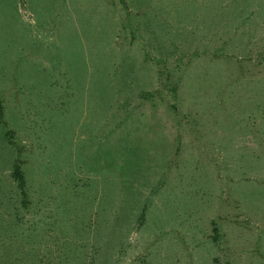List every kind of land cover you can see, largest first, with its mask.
Masks as SVG:
<instances>
[{
  "label": "rangeland",
  "instance_id": "374dc122",
  "mask_svg": "<svg viewBox=\"0 0 264 264\" xmlns=\"http://www.w3.org/2000/svg\"><path fill=\"white\" fill-rule=\"evenodd\" d=\"M0 104V264H264V0H0Z\"/></svg>",
  "mask_w": 264,
  "mask_h": 264
},
{
  "label": "trees",
  "instance_id": "16d2710c",
  "mask_svg": "<svg viewBox=\"0 0 264 264\" xmlns=\"http://www.w3.org/2000/svg\"><path fill=\"white\" fill-rule=\"evenodd\" d=\"M1 115H2V110H1V104H0V119H1ZM10 176L15 181L16 188H17L18 193L21 197V203L23 206H25L27 204L26 192H25V180H24V175H23V172L20 168L18 159H16L14 161V164H13L11 171H10ZM212 225H213L212 226V230H213L212 238L215 239L217 232H216V228L214 226V222H212ZM48 261L49 260L47 259V262H45L44 264H50L51 263Z\"/></svg>",
  "mask_w": 264,
  "mask_h": 264
}]
</instances>
